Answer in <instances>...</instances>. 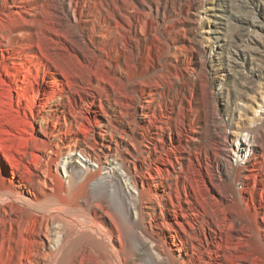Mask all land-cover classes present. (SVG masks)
Here are the masks:
<instances>
[{
  "label": "bare ground",
  "instance_id": "bare-ground-1",
  "mask_svg": "<svg viewBox=\"0 0 264 264\" xmlns=\"http://www.w3.org/2000/svg\"><path fill=\"white\" fill-rule=\"evenodd\" d=\"M167 9L166 0H0V78L4 70L8 79L1 84L18 93L13 71L22 66L67 82L55 80L59 95L40 115L29 107L32 126L43 133L57 107L69 113L65 131L89 127L71 113L78 105L100 115L92 140L74 131L54 135L55 146L66 141L61 156L41 138L37 154L11 150L21 158L0 147L13 168L7 175L0 163V264H264V120L249 130L251 148L236 166L225 140L207 150L197 129L207 119L197 121L186 107L177 139L163 141L164 125L177 119L174 109L156 117L164 81L175 80L174 67L164 68L154 20ZM230 18L212 19L216 41L237 28ZM250 20V31L240 27L263 58L264 25ZM230 49L241 60L228 55L224 66L240 62L264 74L263 60H248L254 48L240 40ZM219 129L224 135L222 122ZM100 139L104 147L92 144ZM61 165L66 179L57 174ZM221 174L230 182L225 188Z\"/></svg>",
  "mask_w": 264,
  "mask_h": 264
},
{
  "label": "rangeland",
  "instance_id": "rangeland-1",
  "mask_svg": "<svg viewBox=\"0 0 264 264\" xmlns=\"http://www.w3.org/2000/svg\"><path fill=\"white\" fill-rule=\"evenodd\" d=\"M171 1L166 0L168 9L165 17H154L155 22H159L156 36L158 37V50L164 68L168 70L174 67L173 78L175 79V83L170 80L164 81L162 94L155 102L157 106L156 117L159 118L172 109L177 113L176 120H170L164 125L163 141L169 143L177 139L178 135L175 129L184 124L182 108L186 107L184 112L192 111L191 117L197 121L201 122L207 119L205 126L197 128L207 150L216 148L220 138L225 140L227 146H231L233 149L230 158L233 165L236 166L241 163L251 148L248 143L250 139L249 130L256 125H261L264 120V74L262 73V76L256 75L248 64L239 62L233 68L224 66V63H226L228 55L232 56L231 58L240 59L236 50L235 52L234 49L229 50L231 45L236 46L240 40L243 46L248 45L254 48L252 52L256 53L255 47L258 44L250 39L247 40V35L240 25L243 24L246 26V31H250L252 26L251 23L247 22L249 16H251L250 22L255 21L256 24L264 25V0H198L193 4H189L185 0L179 4V0H176L174 5L171 4ZM164 2L165 0H160L162 5ZM219 7L220 10L222 8L221 11L216 9ZM169 9H172V12H168ZM218 15H222L224 18L231 17L230 19L233 21L231 22L237 26L233 30L227 29L225 32L227 34L226 39L220 41L215 40V34L211 31L215 25L213 20ZM233 17H238L239 20L236 21ZM261 50L258 49L256 56L251 55L248 60L253 58L255 62L264 61V56L262 58V55H259V53L262 54ZM227 51L230 53L227 54ZM25 67H21L20 73L13 71V74H16L15 86L18 88V93L12 91L9 85L1 84L8 83L5 71L2 70L3 75L0 78V138L2 137L0 147L5 145L8 148L6 152L15 155L16 158H21V155L13 151L23 152L26 150L37 154L39 151H37L34 141L41 138L46 147L54 150L53 157L61 156V147L66 144V141L63 140L55 146L54 135L59 131L67 130L64 116H69V113H65L60 107H57L54 115L49 117L47 123L44 124V132L41 133L31 124L30 108L33 107L32 111L35 116L40 115L42 109L51 104L50 101L59 95L55 80H62L66 86L67 82L59 74L54 75L56 78L52 75L45 76L42 70L37 72L35 67L29 74H26L24 72ZM175 72H178L177 75ZM236 76L243 78L245 84H240ZM44 78L47 79L48 83L43 82ZM23 81L26 82L25 87H23ZM35 93H38L36 100L33 98ZM20 98L21 102H19ZM75 98L78 103V96L76 95ZM159 103L160 106H158ZM73 105L75 106V101H73ZM189 109L191 110L189 111ZM131 112L132 107L130 108ZM71 113L87 120L89 127L84 129L79 125H73L72 128H69L71 131H65L66 135L74 131L90 140L93 139V136H97L100 126L99 114L92 112L89 106L81 108L80 105L74 108ZM111 114L112 111L108 109V115ZM56 117L60 122L54 120ZM221 122L225 125V136L219 132ZM195 125L197 126V124ZM187 127L189 128V126ZM261 130L264 137V126L261 127ZM92 144L98 147L105 146V144H101V139L97 142L92 141ZM11 160V157L4 155L3 151L0 150V163L5 166L7 175H11L13 170ZM25 160L24 162L27 163ZM146 161L148 162V160ZM78 162L82 164L79 157ZM213 165V170L218 174L217 167L214 163ZM120 171L126 175V170L122 168ZM64 172L63 165H61L57 174L66 179ZM224 178L222 175V188H225L228 183L230 184L227 178ZM17 179L18 181L23 180L19 176ZM232 186L236 190H241V184L238 182H234ZM231 204L238 215H243V210L238 203L232 202ZM79 223V227H86L87 222L82 220Z\"/></svg>",
  "mask_w": 264,
  "mask_h": 264
}]
</instances>
